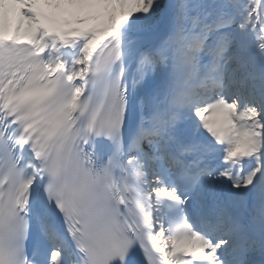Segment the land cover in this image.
Segmentation results:
<instances>
[{
	"label": "snow or ice",
	"instance_id": "snow-or-ice-1",
	"mask_svg": "<svg viewBox=\"0 0 264 264\" xmlns=\"http://www.w3.org/2000/svg\"><path fill=\"white\" fill-rule=\"evenodd\" d=\"M0 264H264V0H0Z\"/></svg>",
	"mask_w": 264,
	"mask_h": 264
}]
</instances>
